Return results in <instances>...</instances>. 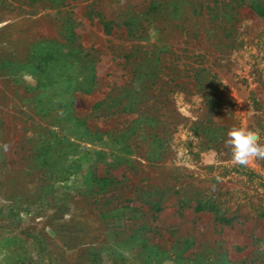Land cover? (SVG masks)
I'll return each mask as SVG.
<instances>
[{
    "label": "rangeland",
    "instance_id": "374dc122",
    "mask_svg": "<svg viewBox=\"0 0 264 264\" xmlns=\"http://www.w3.org/2000/svg\"><path fill=\"white\" fill-rule=\"evenodd\" d=\"M262 12L0 0V264H264Z\"/></svg>",
    "mask_w": 264,
    "mask_h": 264
},
{
    "label": "clouds",
    "instance_id": "9594fccd",
    "mask_svg": "<svg viewBox=\"0 0 264 264\" xmlns=\"http://www.w3.org/2000/svg\"><path fill=\"white\" fill-rule=\"evenodd\" d=\"M227 145L231 148L233 162L246 166L252 158L264 159V143H261L256 131L243 127H233L227 133ZM10 145L4 144L5 152Z\"/></svg>",
    "mask_w": 264,
    "mask_h": 264
},
{
    "label": "trees",
    "instance_id": "16d2710c",
    "mask_svg": "<svg viewBox=\"0 0 264 264\" xmlns=\"http://www.w3.org/2000/svg\"><path fill=\"white\" fill-rule=\"evenodd\" d=\"M261 15L262 16H264V13L262 12L261 13ZM104 29H105V31L106 32H108V30H109V28H108V25H105L104 24ZM159 70V71H158ZM158 72V73H157ZM155 73L156 74H152V76H154V77H156V80H154V82L152 83V87H154V86H156V85H158L159 83L157 82V80L158 79H160V73H161V70L160 69H156V71H155ZM198 74H200V71L199 72H197L196 71V73L194 74V76H193V78H195V77H197L198 76ZM178 86V85H177ZM209 92L203 97V98H205L206 100H207V102L208 103H216L215 101V90H214V88L212 87V86H210L209 85ZM211 91H214V92H212V93H210ZM158 104V105H157ZM160 105H162V103H158V99L156 98L155 100H154V102H153V106L151 107V110H153V108L154 107H160ZM158 107V108H159ZM160 115V111H158V110H156V112L154 113V115H153V117L152 118H147L146 120L148 121V122H150L151 124H152V127H155V126H159V124L161 123V121L158 119V117L157 116H159ZM198 210H202L201 208H198Z\"/></svg>",
    "mask_w": 264,
    "mask_h": 264
}]
</instances>
